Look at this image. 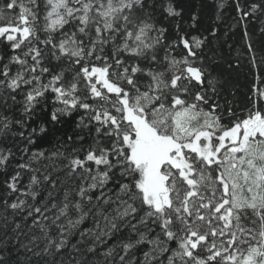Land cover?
Instances as JSON below:
<instances>
[{
	"label": "snow or ice",
	"instance_id": "6c2138e0",
	"mask_svg": "<svg viewBox=\"0 0 264 264\" xmlns=\"http://www.w3.org/2000/svg\"><path fill=\"white\" fill-rule=\"evenodd\" d=\"M28 5L0 26V252L26 227L24 264H264V109L222 123L204 40L157 26L181 16L172 0ZM81 111L78 132L37 147Z\"/></svg>",
	"mask_w": 264,
	"mask_h": 264
},
{
	"label": "trees",
	"instance_id": "16d2710c",
	"mask_svg": "<svg viewBox=\"0 0 264 264\" xmlns=\"http://www.w3.org/2000/svg\"><path fill=\"white\" fill-rule=\"evenodd\" d=\"M8 2L10 0H0V17H2L0 26L18 23L21 5L29 6L28 0H16L15 9L10 10L6 8ZM254 2L261 3L262 0H239L240 6L245 11ZM172 3L177 11L181 12V16L165 19L163 15L157 14V26L163 25L168 28L167 35L170 40L175 38L178 31L204 40L199 55L205 62L204 66L209 70L208 79L214 78L216 82V93L210 94V98L219 105L217 113L222 116V123L229 125L237 117L247 116L249 111L264 109V98L255 91L256 89L264 91V9L257 11L253 16L241 18L236 7L237 0H172ZM193 15L197 16L195 22L191 19ZM213 30H215L214 33ZM175 54L179 58L184 54L183 49L177 48ZM54 106L57 105H53L49 95L47 102L37 107L31 119L24 117L28 121L29 130L42 123L43 114L50 113ZM229 109L235 113V116H229ZM21 113L22 108L17 105L16 117L20 118ZM82 114L81 111L74 113L71 117H62L61 124L50 125L48 139L51 143L42 142L37 147L53 150L57 138L72 134L74 130L78 132L75 125L79 115ZM9 139L11 140V136ZM87 142L90 143V139ZM13 150L17 151L16 148ZM32 150L35 151L36 148ZM24 159H27V155ZM18 162H22L19 151L12 161V167H15ZM8 171L10 172L11 168ZM3 179L4 170L0 169V181ZM23 179L24 183H27V176ZM2 193L3 189L0 188V194ZM84 227H91V223H86ZM8 232L11 242L5 251L0 252V258H8L12 264H16V261L20 259L21 264H24L22 258L30 256L31 253H25V250L20 248V244L27 243L24 233H27L28 229L22 227L19 239L10 228ZM172 246L175 247L174 244ZM59 259L60 257H57V260ZM89 259L97 258L89 257ZM35 260L36 258L33 257V264Z\"/></svg>",
	"mask_w": 264,
	"mask_h": 264
},
{
	"label": "rangeland",
	"instance_id": "374dc122",
	"mask_svg": "<svg viewBox=\"0 0 264 264\" xmlns=\"http://www.w3.org/2000/svg\"><path fill=\"white\" fill-rule=\"evenodd\" d=\"M244 194H245V195H247V193H246V192H245Z\"/></svg>",
	"mask_w": 264,
	"mask_h": 264
}]
</instances>
